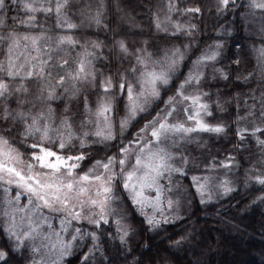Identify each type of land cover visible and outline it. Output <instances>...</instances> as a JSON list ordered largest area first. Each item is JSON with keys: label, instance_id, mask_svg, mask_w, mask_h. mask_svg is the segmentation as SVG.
Masks as SVG:
<instances>
[{"label": "snow or ice", "instance_id": "snow-or-ice-1", "mask_svg": "<svg viewBox=\"0 0 264 264\" xmlns=\"http://www.w3.org/2000/svg\"><path fill=\"white\" fill-rule=\"evenodd\" d=\"M109 7L107 0H96L94 5L76 0H0L4 55L0 60V264H71L74 256L79 264L126 262L134 230L116 206L130 201L149 231L180 219L179 201L172 198L178 189L174 178L187 174V145L193 134L227 133V124L205 119L212 116L205 102L212 93L203 88L209 68L212 80H230L227 66L216 65L225 58V40L234 38L233 30L218 31L215 41L191 61L184 74L181 69L187 66L190 43L161 48L150 39L131 40L130 35H143L144 29L120 0L111 7L120 21L127 19L128 31L112 27ZM154 8L148 11L155 36L192 39L199 31L192 20L202 19L208 10L217 18L231 16V25L238 23L250 37L259 38L260 46L251 48L253 69L237 76L238 81L255 82L257 87L244 94L248 99L243 109L240 94L234 97L232 123L236 146L247 141L258 150L249 156L251 166L243 183L261 193L253 203H264V0L247 4L215 0L212 7L199 0L191 6L186 0H166ZM10 12L16 15L9 17ZM77 13L80 23L72 19ZM175 16L187 22L174 20ZM41 17L44 22L54 17L60 34L48 35ZM85 25L104 32L105 40L77 39L72 33ZM231 62L239 66L241 60L236 55ZM181 75L183 79L175 84ZM173 85L175 92L164 99L163 93ZM89 91L95 93L94 102ZM224 104L216 102L221 111L227 110ZM121 105L123 115L117 120ZM181 111L184 120L177 117ZM141 120L146 122L131 133ZM126 133L132 136L127 143ZM118 137V155L96 159L86 172L82 170L90 158L85 149L114 145ZM226 159L221 166L233 167L235 157ZM199 179L192 177L203 204L206 194L210 198L208 178L205 183ZM232 184L228 179L221 181L224 195L236 190ZM146 208L152 209L151 215ZM85 222L91 230L84 229ZM188 239L182 236L169 247L180 249ZM132 264H140V259Z\"/></svg>", "mask_w": 264, "mask_h": 264}, {"label": "trees", "instance_id": "trees-1", "mask_svg": "<svg viewBox=\"0 0 264 264\" xmlns=\"http://www.w3.org/2000/svg\"><path fill=\"white\" fill-rule=\"evenodd\" d=\"M159 0H120L121 7L130 15L135 17L136 23L144 29L143 35H135L142 38L156 37L152 35L150 29V13L148 9L155 10L154 6ZM192 3L197 0H192ZM207 0H199L205 4ZM77 3L95 4L96 0H76ZM109 3V16L112 27H117L128 31V21L123 22L115 14V9L111 7L115 0H107ZM183 4V3H182ZM143 5V7H141ZM75 11V10H74ZM16 15L10 12L9 17ZM22 15V13H21ZM73 21L80 23L78 13L72 17ZM213 21V20H212ZM41 22L49 35H58L60 30L56 28L55 18H50L47 22ZM9 26L12 21L9 18ZM209 30L201 35H196L191 40L197 41L196 53L200 47H204L216 39L214 34L218 25L209 21ZM23 31V30H22ZM79 40H105L104 32L97 33L95 28L87 25L72 33ZM111 34H109L110 38ZM183 37V35H181ZM180 36V37H181ZM234 38L229 44L226 40L225 58L221 63L226 70L231 73L230 88L233 90L252 87L253 83L246 85L237 80V76H244L251 70V63L248 61V53L244 46L237 48L236 45L244 39L243 29L238 24ZM189 39V37H185ZM83 42V41H82ZM234 44V45H233ZM107 49H105V52ZM193 53V54H194ZM190 58L192 57V55ZM239 56L241 63L239 66L233 64L232 58ZM4 59L3 50L0 48V60ZM248 59V60H247ZM191 59H188V62ZM103 67V65H101ZM106 70V69H105ZM107 71V70H106ZM174 85L172 88L174 89ZM230 131H233L231 129ZM118 140L114 142V146ZM113 145V144H111ZM101 156L102 154H97ZM259 188V185H255ZM261 193L253 191L251 188L239 186L225 199L208 206H201L196 200L192 211L185 215L180 221L167 224L157 231H149L147 224L142 217L133 216L137 240L131 245L132 252L126 262L122 264H132L136 258L140 259V264H264V203H253L256 196ZM109 226H105L108 228ZM111 230L114 229L111 227ZM187 236L182 248L169 247L174 240ZM147 246V247H146ZM71 264H79L77 257L71 258Z\"/></svg>", "mask_w": 264, "mask_h": 264}, {"label": "rangeland", "instance_id": "rangeland-1", "mask_svg": "<svg viewBox=\"0 0 264 264\" xmlns=\"http://www.w3.org/2000/svg\"><path fill=\"white\" fill-rule=\"evenodd\" d=\"M158 2V1H157ZM166 0H159V2L156 5H162L165 3ZM192 0H186V3L188 6H191ZM248 0H238V3L240 4H247ZM215 0H207L205 5H208L209 7L214 6ZM185 4H181V7L183 8ZM175 19L181 20V22H187L186 18L184 17H179L175 16ZM213 20V21H212ZM231 20V16L226 20L222 17L217 18L215 15L214 11H208L205 10L203 18H195L192 20L193 23H196L199 31L195 34L196 35H201L206 33L209 30V21L213 22V25L216 24L218 25L214 34L216 36L217 32L220 31L222 28L224 29H232L233 30V36L236 33L238 23L233 26L229 23ZM154 30V29H153ZM244 34V39L242 38V42L239 43L240 46H244L246 53H248V58L249 62L251 63V70L253 69L255 65V56L254 53L251 51V48L253 44H255L256 47L260 46V40L258 37L251 36L250 34L243 30ZM49 35V34H48ZM54 36V35H51ZM187 36L183 37L179 36L177 39H171L168 37H164L163 34L161 33L159 36L156 37H150V38H142V37H137V36H131L130 39L134 40L136 42H139L141 39H150V42L158 45L159 47H170L172 44H175L176 46H182L184 44H191L192 47L188 49V59H191L189 62L188 60L186 61L187 66L183 67L181 71L184 74H187L189 67H191V61L196 59L197 56L200 55V52L207 47H200V49L196 52L195 50L197 49V41H193L191 39L185 38ZM231 38H227L228 40L227 44L232 40ZM225 40V44H226ZM88 41L87 39L82 40ZM215 41V40H214ZM213 41V42H214ZM213 42L209 43L212 44ZM208 44V45H209ZM234 45V44H233ZM228 46V45H226ZM78 50V49H77ZM152 51H155L156 49H150ZM226 52V47L224 50V53ZM194 53V54H193ZM75 54V53H73ZM192 57L190 58V56ZM221 63V61H220ZM218 63L216 67H224L222 64ZM101 67V65H99ZM250 70V71H251ZM106 71V70H105ZM207 75H208V81L205 84L203 90L212 93L211 96L205 97V102L210 105V110L212 111V116L210 117H205V119L212 124H216L218 122H223L228 125V130L226 134L222 135H216V134H211V133H199V134H193V141L187 145V155L189 157V163L186 166V176L183 177H175V182L178 185V189H174V195L172 198L174 200L179 201V206H180V219H176L174 221H171L166 224H162V226L158 230H162L167 224L175 223L180 221L185 215L189 214L192 209L194 208L195 205V200L201 205V206H208L210 204L218 203L221 200L225 199L228 195L223 194V190L219 187L221 181L228 179L233 182L232 186L237 189L239 186L242 188H246L243 183V177L245 170L251 166V163L249 161V156L251 154H258V150L256 149L254 143L250 144L247 141L244 142L243 145L237 147V138L235 136V128L236 125L232 123V120L235 118L236 115V100L234 97L237 96V94H240V107L243 109L244 107V101L248 99L245 93L249 92L250 88H256L257 84L253 82L252 87L249 88H242V89H236L232 90L230 88V81H222V80H212L211 79V69H207ZM237 78V77H236ZM183 79V75L180 76L179 80L175 81V84H178L180 80ZM32 87H35V85H32ZM191 91V90H190ZM222 93L223 95L217 96V92ZM175 92V87L174 89L171 87L169 91L163 93L164 99H167L168 96L173 95ZM89 97L90 99L94 102L95 101V93H92L89 91ZM217 100L220 101L221 104H224L225 100H230L231 103L224 104L226 111H221L219 108L216 106ZM251 103V101H248ZM160 107H163V104L160 105ZM243 114V113H241ZM123 115V109L122 105L120 106V110L115 114L116 119L118 120L120 116ZM155 115V113H153ZM177 117L181 120L185 119V116L183 112H178ZM151 117H148L150 119ZM175 118V117H174ZM146 121L141 120L139 124L136 125L135 128L130 129L129 131L131 133H135ZM233 129V131H230ZM126 139L125 143H127L128 140L132 139L131 135H128L127 133L125 134ZM118 143L114 145H108V146H102V145H95L89 149H85V152L89 154V159L84 161V164L82 166L83 171H87L88 168L92 166L94 161L96 159H104L108 155H118V150L120 146V138H117ZM23 151V149H21ZM78 150V145L77 148L74 150ZM97 154H102L101 156H98ZM232 156L235 157V161H233V167L231 168H223L221 166L222 163H227V157ZM134 159V158H133ZM196 176L199 179V183H205L204 178L207 177V189L206 193H210V198L206 194L205 195V203L200 202V196L196 192V186L194 185L192 181V177ZM122 193V189H121ZM151 195H155L154 193H150ZM0 196H2V192H0ZM116 210L118 212H123L126 214L128 217L127 222L130 223L133 226L134 234L130 240V244H133L134 240H137V234L135 232V223L132 221L133 216H140L144 219L143 216L139 214L136 208H134L131 205V202L128 200H124L122 203L116 206ZM146 212H148L149 215L152 214V209L151 208H146ZM159 218V216H157ZM144 221V220H143ZM54 226L58 229L59 228V219H56L54 221ZM85 230H91L90 227L87 225L85 222L83 225ZM105 227V226H104ZM112 228L115 230L114 225ZM137 231V227H136ZM157 231V230H156ZM155 232V231H154ZM86 250V249H85Z\"/></svg>", "mask_w": 264, "mask_h": 264}]
</instances>
